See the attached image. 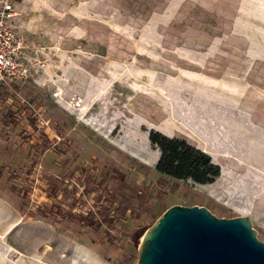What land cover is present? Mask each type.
Segmentation results:
<instances>
[{
	"label": "rangeland",
	"instance_id": "374dc122",
	"mask_svg": "<svg viewBox=\"0 0 264 264\" xmlns=\"http://www.w3.org/2000/svg\"><path fill=\"white\" fill-rule=\"evenodd\" d=\"M11 3L31 74L0 83V264H136L172 205L264 242V0ZM151 131L218 176L159 173Z\"/></svg>",
	"mask_w": 264,
	"mask_h": 264
},
{
	"label": "water",
	"instance_id": "95a60500",
	"mask_svg": "<svg viewBox=\"0 0 264 264\" xmlns=\"http://www.w3.org/2000/svg\"><path fill=\"white\" fill-rule=\"evenodd\" d=\"M256 234L247 216L172 205L143 232L136 264H264V242Z\"/></svg>",
	"mask_w": 264,
	"mask_h": 264
},
{
	"label": "trees",
	"instance_id": "16d2710c",
	"mask_svg": "<svg viewBox=\"0 0 264 264\" xmlns=\"http://www.w3.org/2000/svg\"><path fill=\"white\" fill-rule=\"evenodd\" d=\"M12 113L6 114L7 121ZM150 142L160 151L155 169L173 178H190L196 183H210L218 176V166L209 156L183 139L170 138L156 131L148 134Z\"/></svg>",
	"mask_w": 264,
	"mask_h": 264
},
{
	"label": "built area",
	"instance_id": "2783aa9c",
	"mask_svg": "<svg viewBox=\"0 0 264 264\" xmlns=\"http://www.w3.org/2000/svg\"><path fill=\"white\" fill-rule=\"evenodd\" d=\"M11 0H0V83H21L30 77L26 44L13 25Z\"/></svg>",
	"mask_w": 264,
	"mask_h": 264
}]
</instances>
